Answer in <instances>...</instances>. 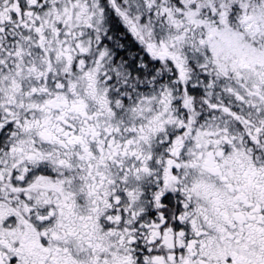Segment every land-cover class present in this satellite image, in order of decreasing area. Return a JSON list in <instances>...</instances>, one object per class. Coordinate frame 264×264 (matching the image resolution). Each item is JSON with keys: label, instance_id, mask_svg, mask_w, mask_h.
<instances>
[{"label": "snow or ice", "instance_id": "obj_1", "mask_svg": "<svg viewBox=\"0 0 264 264\" xmlns=\"http://www.w3.org/2000/svg\"><path fill=\"white\" fill-rule=\"evenodd\" d=\"M0 264H264V0H0Z\"/></svg>", "mask_w": 264, "mask_h": 264}]
</instances>
